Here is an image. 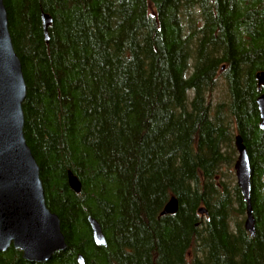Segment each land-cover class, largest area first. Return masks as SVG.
<instances>
[{
    "label": "trees",
    "instance_id": "16d2710c",
    "mask_svg": "<svg viewBox=\"0 0 264 264\" xmlns=\"http://www.w3.org/2000/svg\"><path fill=\"white\" fill-rule=\"evenodd\" d=\"M2 4L25 84L23 136L66 247L42 263L9 247L0 264H78V255L83 264H264L255 104L264 94L255 77L264 75V0ZM218 79L225 96L211 104ZM235 136L251 169L252 238L230 182ZM171 197L176 212L160 215ZM87 217L106 248L93 244Z\"/></svg>",
    "mask_w": 264,
    "mask_h": 264
},
{
    "label": "water",
    "instance_id": "95a60500",
    "mask_svg": "<svg viewBox=\"0 0 264 264\" xmlns=\"http://www.w3.org/2000/svg\"><path fill=\"white\" fill-rule=\"evenodd\" d=\"M44 41L47 42V27L51 18L40 15ZM257 90L264 84V75L256 76ZM25 97V84L19 60L15 55L7 28V19L0 0V253L9 247L20 252L23 260L31 263L47 261L54 253L65 249L59 220L45 205L39 179V168L33 159L23 136L21 104ZM259 127L264 128V94L255 99ZM233 147L236 153L232 164L235 184L244 202L243 229L254 236V222L250 208L249 158L241 138L235 136ZM67 186L75 194L80 184L70 172L66 175ZM174 197L164 204L160 215L176 212ZM205 214L204 208L197 211ZM90 235L96 247L106 248L105 237L98 223L87 217ZM77 263L83 264L81 256Z\"/></svg>",
    "mask_w": 264,
    "mask_h": 264
},
{
    "label": "rangeland",
    "instance_id": "374dc122",
    "mask_svg": "<svg viewBox=\"0 0 264 264\" xmlns=\"http://www.w3.org/2000/svg\"><path fill=\"white\" fill-rule=\"evenodd\" d=\"M188 96H189V94H188ZM224 96H225L224 84H223L221 79H218L215 89L208 96V100L211 104H214L217 101H220ZM232 178H233V180H231L230 182L235 184V178H234L233 170H232ZM228 180H229V178H228ZM228 180H227V182H228ZM242 219L244 220V215H242Z\"/></svg>",
    "mask_w": 264,
    "mask_h": 264
}]
</instances>
